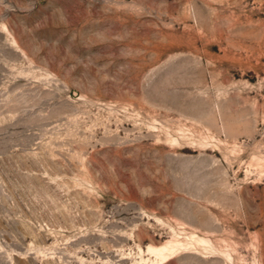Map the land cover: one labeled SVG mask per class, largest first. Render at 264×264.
I'll return each instance as SVG.
<instances>
[{"label": "rangeland", "instance_id": "obj_1", "mask_svg": "<svg viewBox=\"0 0 264 264\" xmlns=\"http://www.w3.org/2000/svg\"><path fill=\"white\" fill-rule=\"evenodd\" d=\"M0 264H264V0H0Z\"/></svg>", "mask_w": 264, "mask_h": 264}]
</instances>
